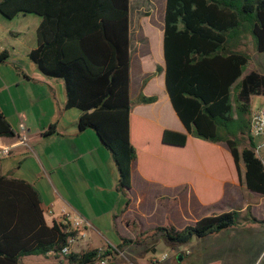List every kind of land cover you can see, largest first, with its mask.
Here are the masks:
<instances>
[{
	"label": "trees",
	"instance_id": "1",
	"mask_svg": "<svg viewBox=\"0 0 264 264\" xmlns=\"http://www.w3.org/2000/svg\"><path fill=\"white\" fill-rule=\"evenodd\" d=\"M130 5L131 0H0V14L7 20L40 18L37 46L29 58L43 75L64 81L66 108L81 112L80 131L93 130L112 153L127 206L138 159L131 137L132 109L157 101L143 93L135 103L131 99ZM248 36L263 54L264 0H165V66H158L154 74L164 72L170 102L186 130H165L162 144L184 148L189 135L225 143L246 188L264 197V157L250 135L251 99L264 96V74L257 70L245 74L252 57L240 49ZM14 136L0 110V137ZM240 221L234 210L204 217L182 230L169 224L140 231L137 240L123 239L117 247L62 257L69 264H96L101 259L129 264L121 257L129 245L145 246L156 254L149 245L158 237L177 249ZM127 223L131 229L137 226ZM69 237L62 224L47 222L40 193L32 184L0 171V264H22L27 256L59 259Z\"/></svg>",
	"mask_w": 264,
	"mask_h": 264
},
{
	"label": "crops",
	"instance_id": "2",
	"mask_svg": "<svg viewBox=\"0 0 264 264\" xmlns=\"http://www.w3.org/2000/svg\"><path fill=\"white\" fill-rule=\"evenodd\" d=\"M131 5V85L134 78L140 85L138 96H156L157 101L132 109L131 137L138 159L132 170L130 205L120 189L112 153L93 130L80 131L79 110L66 108L64 81L43 75L30 60L40 24L28 19L32 15L7 20L0 14V56L5 58L0 61V110L15 131L14 137L2 138L14 150L0 160L1 173L25 180L39 191L49 224L54 217L58 222L64 211L89 222L88 239L74 246V253L117 247L123 239L137 240L140 231L169 224L182 230L204 217L235 210L241 215L240 224L196 238L194 248L189 245L192 241L178 247L170 264H264V197L246 188L228 146L190 135L184 148L162 144L165 130L186 133L170 102L164 72L154 74L158 66H165V0H131ZM153 10L162 35L161 58L156 62L140 29L147 30ZM21 123L32 150L19 141ZM189 154L195 163L188 162ZM49 210L53 217L46 215ZM128 221L136 228L131 229ZM143 247L132 244L124 253L135 254ZM156 254L154 258H160ZM167 259L160 264H167ZM55 260L69 264L62 256Z\"/></svg>",
	"mask_w": 264,
	"mask_h": 264
},
{
	"label": "rangeland",
	"instance_id": "3",
	"mask_svg": "<svg viewBox=\"0 0 264 264\" xmlns=\"http://www.w3.org/2000/svg\"><path fill=\"white\" fill-rule=\"evenodd\" d=\"M159 3H162L163 0H158ZM135 3V0H134ZM144 6H149V4L144 5ZM132 5H131V12H132ZM145 11L144 8H142L141 13H143ZM157 12H155L154 10L151 12V17L150 20H152V22L150 24H147V30H145L144 27L140 28L142 33L145 35V37H147L148 40V45L150 46V56L151 59L153 61L156 62L157 59L161 58V52H162V35H161V29L158 25V23H156V18H157ZM132 14V13H131ZM132 16V15H131ZM28 19H30L31 21H34L35 19L38 20V24H39V20L40 18H37L36 16L32 15L30 17H28ZM138 47V44H137ZM242 51L247 52L248 54L251 55L252 60H251V64L248 65V67L245 70V74H247L249 71L251 70H257L261 73H264V54H260L256 51L255 49V42L253 37L248 36L243 43V46L241 47ZM3 65H0V67ZM63 83V80H59ZM140 85L136 86L135 85V80L134 78H132V93H131V99L132 101H136L137 97H138V93L140 91ZM251 105L252 108H264V96H253L251 99ZM246 139L245 144L248 145L249 141ZM253 142L254 145L256 147V149H258V153L260 154V156L264 157V138L263 137H253ZM189 153V152H188ZM187 159L188 162H193L195 163L196 160L195 158L192 156L190 157V154L187 155ZM198 241L196 239H193L191 244H189L192 248L195 247V243H197ZM166 245V246H165ZM152 246H154L155 249H158L156 256L157 257H161L162 255H167L168 259H167V264H170L171 261H173V259L176 257L177 255V249H172L170 246H167L166 242L161 238L158 237L156 239V241L153 242V244L149 245V247L151 248ZM140 248H136V253H125L126 258L122 257V261L127 262L129 264H151L154 262V256L152 252H147L146 247H143V249L138 250ZM138 251L140 252V256L138 255ZM54 259L49 258V259H45L43 256H27V257H23L21 259V262L23 264H66L65 262H59L55 260V257L53 255H51ZM135 256V258H134ZM182 264H189L186 261Z\"/></svg>",
	"mask_w": 264,
	"mask_h": 264
},
{
	"label": "built area",
	"instance_id": "4",
	"mask_svg": "<svg viewBox=\"0 0 264 264\" xmlns=\"http://www.w3.org/2000/svg\"><path fill=\"white\" fill-rule=\"evenodd\" d=\"M250 135L251 137H263L264 138V108H255L251 112L250 116ZM21 134L19 136V141L28 150H32V143L29 134L26 131V127L23 123L20 125ZM14 148L11 145L5 144L3 139L0 137V160L11 156ZM258 152V149H257ZM46 215L54 216L53 212L50 210L46 212ZM57 222L55 217L54 221ZM57 223L62 224L65 227L66 232L70 235L68 239V244L65 246L60 255L65 256L73 252L74 246L85 242L88 239L89 232V222L81 215H70L65 211L60 215ZM186 254L190 252L184 250ZM121 257L126 258L125 253L121 254ZM167 255H163L160 258L154 259L151 264H159L167 259ZM96 264H111L108 259H101Z\"/></svg>",
	"mask_w": 264,
	"mask_h": 264
}]
</instances>
